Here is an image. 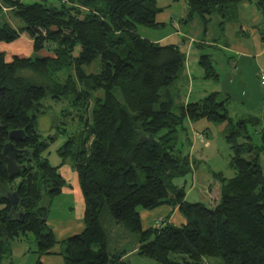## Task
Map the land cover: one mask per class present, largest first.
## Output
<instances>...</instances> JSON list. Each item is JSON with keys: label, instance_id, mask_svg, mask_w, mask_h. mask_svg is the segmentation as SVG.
I'll return each instance as SVG.
<instances>
[{"label": "trees", "instance_id": "obj_1", "mask_svg": "<svg viewBox=\"0 0 264 264\" xmlns=\"http://www.w3.org/2000/svg\"><path fill=\"white\" fill-rule=\"evenodd\" d=\"M245 1L184 0L181 23L198 19L205 34L215 15L223 30ZM249 1L264 18V0ZM3 8L23 26L1 23L0 44L13 43L22 34L32 44L28 57L13 55L7 61L0 52V264H7L5 246L27 234L35 243L37 264L57 243L47 217L51 200L67 185L59 172L65 163L76 173L84 200V229L62 242L64 264H125L122 257L129 251L108 250L100 223L104 209L138 236L137 255L155 264H206L208 259L264 264V174L248 130L260 121L247 117L233 123L227 100L220 101L217 92L174 107L168 88L184 74L186 54L178 45L161 46L137 33L139 27L166 26L157 21L163 9L156 0H0ZM33 53L42 59L32 60ZM97 59L99 71L86 72ZM199 65L204 79H217L209 55H201ZM64 68L70 71L62 83L49 80ZM47 95L67 100L78 112V130L69 134L57 128L66 137L56 150L58 166L44 156L57 135L45 138L37 130ZM199 120L229 126L225 138L236 172L231 179L213 174L218 184L210 186L207 205L186 201L184 187L174 183L192 173L189 156L177 148L176 133L185 122ZM12 132H21V140H10ZM259 135L257 149L264 151V129ZM10 142L21 167L13 178L2 155ZM13 194L18 198L15 210L9 200ZM164 205L177 208L185 224L162 220L143 229L137 209Z\"/></svg>", "mask_w": 264, "mask_h": 264}, {"label": "rangeland", "instance_id": "obj_2", "mask_svg": "<svg viewBox=\"0 0 264 264\" xmlns=\"http://www.w3.org/2000/svg\"><path fill=\"white\" fill-rule=\"evenodd\" d=\"M25 3L40 2V0H23ZM54 0H48L52 2ZM183 0H156L157 7L163 11L157 16L159 21H163L166 26L159 29H150L139 27V33L148 38H156L165 32L169 31L170 19H178L186 13ZM256 13H259L255 8ZM0 12V24L8 21L15 28L22 27V22L11 16ZM212 20L207 27L206 34L201 33L202 24L200 20L194 19L188 25L181 24L183 32L191 36L194 40H204L207 44L215 41H227L231 47V51H225L222 45H217L218 48L204 46L198 48L194 44L186 55V64L190 75H181L169 88V92L174 99V107H178L189 102H195L203 99L207 95L217 92L219 100H227V113L229 118L235 123L239 119L247 117H256L260 123L256 127H248L251 143L257 153L262 172L264 174V151H258L260 147V131L264 129V80L261 83L260 76H264V25L258 26V31H249L248 37L242 36V40L236 39L232 35L231 30L227 28L226 35L222 36V30L218 28L220 21L218 16H212ZM201 34V35H200ZM19 40L0 46V52H4L6 56L24 55L28 57L31 54V46L27 42V36ZM183 36V35H181ZM199 39L197 40V38ZM244 37V38H243ZM182 39L183 37H179ZM178 38V39H179ZM241 43V45H238ZM241 47L245 56H240L235 48ZM238 53V54H237ZM42 54L45 55V52ZM26 55V56H25ZM201 55H209L212 59V66L217 75V79H204V70L199 65ZM9 61V57H6ZM236 65V66H235ZM99 59L95 60L90 67L85 68L86 72L99 71ZM261 70V71H260ZM70 70L64 68L63 72H58L50 75L49 80L64 81V76ZM49 80H44V83L49 84ZM100 96V93L97 94ZM120 99L119 94L117 95ZM43 114L37 118V130L43 137L56 134V140L51 143L44 153V156L49 161L50 165L58 166L61 159L56 154V150L64 143L66 137L60 135L57 128H63L67 133H73L78 130V118L75 108L69 107L67 100H57L49 95L41 100ZM69 109L70 115H65V111ZM226 123L212 124L206 120H199L194 123L185 122L184 130L178 129L176 133L177 148L184 155H188L192 167L191 176L176 179L175 184L184 187L186 192L185 200L188 202H200L208 204L212 197V190H209L213 183L218 181L213 178V174H221L225 179H231L236 175L235 170L230 166L233 151L230 149V143L225 138L228 130ZM239 144L244 140L239 139ZM246 158V155L244 156ZM67 183L74 187V183L63 170L60 171ZM75 175L76 173L69 172ZM68 188V185H67ZM71 189V188H69ZM68 190V189H66ZM50 213L48 219L53 223L66 219H75L80 213L77 206V201L72 194L64 193L54 197L49 205ZM79 210V213H78ZM140 213L143 229L150 227L154 220L161 216V209L146 211L137 209ZM162 221V219H156ZM155 220V221H156ZM100 223L106 232L108 241V250L110 253L130 251L137 246L138 236L120 225H117L109 212L104 209L100 215ZM6 247L8 252L5 256L7 264L12 261V264H36L34 262L33 253L36 250L35 243L30 234L16 239L9 243ZM24 250V251H23ZM10 251V252H9ZM23 254V255H22ZM209 260V259H208ZM125 264H155L154 261L144 257H130L123 260ZM212 264H220L217 259H210Z\"/></svg>", "mask_w": 264, "mask_h": 264}, {"label": "crops", "instance_id": "obj_3", "mask_svg": "<svg viewBox=\"0 0 264 264\" xmlns=\"http://www.w3.org/2000/svg\"><path fill=\"white\" fill-rule=\"evenodd\" d=\"M175 1H177V0H175ZM183 4H184L185 9H186V3L183 2ZM255 8H256L255 3L253 1H249V0L245 1V2H242L239 5H237V11H236L237 12V17H236V19L234 21H228V22H226L223 25V30L221 31L222 32V36L226 35L227 28H229L231 30L232 35L235 36L236 39H240V40H242V36H244V37L250 36V35H247V34H249V31H251V32L252 31L253 32L254 31H258L257 27L260 26V25H261L260 27H262L264 25V18L262 16L261 12L257 8L256 9L258 10L259 13H256L254 11ZM0 12L6 14L8 16V18H7L8 20L11 19V14H10L8 9L3 8V9L0 10ZM185 14L186 13H183V16H181L177 20L174 19V18L170 19L169 31L163 33L160 36H157L156 38H148V37L142 36L139 33V29L137 30V33L139 34V36L141 38L146 39V40H148V41H150L152 43H158L161 46L178 45L180 50L183 53H185L186 55H187L189 49L194 44L203 45V46L208 45V46H211V47H214V48H218L217 45L218 46L222 45V48L225 51H231V47L229 46V43L227 41H225V40H223V41H218V40L215 41L214 40L213 42H211V44H207L204 40L196 41L191 36H189L187 33L185 34L183 32L182 27H180V25L182 24L181 20L184 18ZM219 19H220V17H219ZM157 21H159V20L157 19ZM175 21L177 23H178V21H180L178 26L174 25ZM6 22L9 23L8 21H6ZM159 22H163V21H159ZM9 24L12 26L11 23H9ZM12 27L15 28L14 26H12ZM218 28H219V23H218ZM201 33H202V31H201ZM181 35H183V36H181ZM202 35H203V33H202ZM22 37H24L23 34L21 35L20 38H22ZM179 37H183V38L180 39ZM198 39H199V37L197 38V40ZM27 42L31 46L32 41L28 37H27ZM238 45H241V43H239ZM0 46H3V44H0ZM235 49H236V51H238V53H240L239 54L240 56H245L246 57V55L244 54L243 50H240L241 49L240 46L235 48ZM11 56H13V54H11L9 56H6V57L10 58ZM18 56H22V55H18ZM184 74L187 77L190 75V72L188 70L187 64H186V69H185ZM261 83L263 84V82H261ZM186 102H189V100L186 101ZM61 170L66 172L68 177L74 183V187L72 185H70V187H69V184L67 183V180L65 179L66 183L68 185V188H67V185H66V187H64L62 189L61 194L68 193V194L74 195V197H75V199L77 201V206L80 209V213H79V210H78L79 214H78V216L75 219H66V220H63V221H58L55 224H53L47 217V225L52 230L57 243L51 249V251L48 252V254H45V255H43V256H41L39 258V264H64L63 257H62V250H63L62 249L63 248L62 242L65 239H67V238H69V237H71L73 235L80 234L83 231V229H84V222H83L84 200L82 198V194H81V191H80L78 180L75 181V175L74 174H71V175L69 174V172L73 173V170L70 168V165L68 163H65L59 169V172ZM69 188H71V189H69ZM66 189H68V190H66ZM156 209H161V211L159 212V215H161V216H158L156 219L160 218V219H162L164 221H167L168 223H172V224H174L176 226H181V225L185 224V220L177 212V208H172V207H169L167 205H164V206L158 207ZM150 211H152V210H150ZM49 213H50V208H49ZM49 213H48V216H49ZM140 219H141V217H140ZM155 220H154L153 224L150 227H153L157 223V220L156 221ZM141 224H142V221H141ZM34 256H35L34 257L35 258L34 262L37 264V258L38 257L36 256V254ZM134 256L140 257L136 253V247L133 248L132 250H130L129 252H127V254L124 257H122V259L126 260L127 258L134 257ZM211 262L212 261H210V259H209V260L206 261V264H212Z\"/></svg>", "mask_w": 264, "mask_h": 264}, {"label": "water", "instance_id": "obj_4", "mask_svg": "<svg viewBox=\"0 0 264 264\" xmlns=\"http://www.w3.org/2000/svg\"><path fill=\"white\" fill-rule=\"evenodd\" d=\"M30 58L32 60H41L42 56L37 54V53H33ZM22 133L21 132H12L9 135L10 140H18L20 141L21 138L19 136H21ZM17 154V150L14 147V145L10 142L9 144L5 145L2 151V155L4 157L6 166H7V172L10 178L15 177L16 175H18L21 171V167L18 166L15 162V157ZM10 203L13 206L12 210H15L18 204V198L16 196V194H13L12 196L9 197Z\"/></svg>", "mask_w": 264, "mask_h": 264}, {"label": "built area", "instance_id": "obj_5", "mask_svg": "<svg viewBox=\"0 0 264 264\" xmlns=\"http://www.w3.org/2000/svg\"><path fill=\"white\" fill-rule=\"evenodd\" d=\"M174 25H177V24L174 23ZM260 80H261V82H263V80H264V76L263 75L260 76ZM160 224H161V221L157 220L156 225L159 226Z\"/></svg>", "mask_w": 264, "mask_h": 264}]
</instances>
